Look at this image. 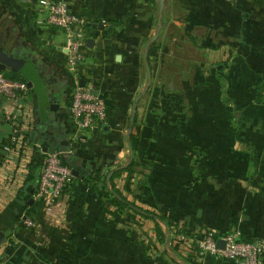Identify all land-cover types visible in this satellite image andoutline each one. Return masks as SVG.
Here are the masks:
<instances>
[{
    "label": "crops",
    "instance_id": "1",
    "mask_svg": "<svg viewBox=\"0 0 264 264\" xmlns=\"http://www.w3.org/2000/svg\"><path fill=\"white\" fill-rule=\"evenodd\" d=\"M39 1L0 0V49L34 66L49 99L42 112L30 88L12 119L0 113V264H180L170 251L184 264H239L201 256L194 245L173 250L158 220L113 217L118 209L86 175L112 178L131 165L114 179L128 201L152 205L192 240L216 232L219 250L231 232L264 239V0H165L162 16L159 0H66L86 44L76 67ZM80 80L108 108L86 133L70 116ZM29 108L34 118L11 154L18 110ZM56 151L79 177L49 215L37 192L46 155Z\"/></svg>",
    "mask_w": 264,
    "mask_h": 264
},
{
    "label": "built area",
    "instance_id": "2",
    "mask_svg": "<svg viewBox=\"0 0 264 264\" xmlns=\"http://www.w3.org/2000/svg\"><path fill=\"white\" fill-rule=\"evenodd\" d=\"M39 6L40 11L45 13L46 23L62 29L65 33V49L71 67L82 63L86 59L84 36L78 30L82 20L70 10L66 0H40ZM29 89L27 82L10 80L0 72V113H5L8 119H12V109L24 99ZM107 110L106 103L89 86L83 87L77 82L70 106V116L80 133H86L96 124L105 121ZM18 113L17 130L11 137L10 145L5 148L11 154L12 151L22 148L24 134L20 128L22 125L27 126L34 118L31 108L25 112L20 109ZM81 141L86 142L85 137H81ZM74 181L72 169L63 164L60 153L57 151L47 153L39 176L37 192V198L43 202L47 214L55 213ZM26 224L35 227L31 221H27ZM181 239L187 241L188 245L194 242L201 256L209 254L226 260H235L239 264H264V239L256 242L242 241L239 233L231 232L222 237L225 241L223 250L216 247L218 234L214 231L207 232L197 241L186 239L184 236Z\"/></svg>",
    "mask_w": 264,
    "mask_h": 264
},
{
    "label": "trees",
    "instance_id": "3",
    "mask_svg": "<svg viewBox=\"0 0 264 264\" xmlns=\"http://www.w3.org/2000/svg\"><path fill=\"white\" fill-rule=\"evenodd\" d=\"M151 1L156 2L157 0H151ZM4 71H5L4 72L5 77L10 79V80L27 82V80L24 77L18 75L16 73V71H14L10 68H6ZM258 90H259V93L261 94L262 100H263L264 78H262L260 80V82L258 83ZM131 143H132L133 151L135 152L136 148H137V142L135 140V135H131ZM131 169H132V166L130 165L127 168H123V169L116 171L114 176L110 180V187L108 186V184L106 182V178L108 175L104 176L98 172L87 174L86 175V182L89 183L90 186L93 188H95L97 186H101V191H102L103 197L113 207L118 209L117 214H112L113 217H119L123 213H126L127 216L131 220H135L136 216L139 215V216H142V217L147 218V219L158 220L162 223H165L166 226L169 228V232L173 234L172 238L170 239V247L173 250L177 251L182 244L187 243V241L182 240L181 237L184 236L186 239L187 238L190 239L192 234L189 232H186L183 229L177 228L174 224H172L170 222V220L168 219V217L166 215H164L161 211H159L158 209H156L152 205L146 204L144 202L137 203L135 201L134 202L128 201L123 196L121 191L116 188V186L114 184V179L117 176H120L124 171H129ZM97 179L99 180V182L97 181ZM156 225H157L156 226V233L159 236L158 240L160 243L164 244L166 241V236L163 233L162 229L159 227L157 222H156ZM242 241H245V240L242 239ZM192 245H194V247L197 248L195 243H193Z\"/></svg>",
    "mask_w": 264,
    "mask_h": 264
},
{
    "label": "water",
    "instance_id": "4",
    "mask_svg": "<svg viewBox=\"0 0 264 264\" xmlns=\"http://www.w3.org/2000/svg\"><path fill=\"white\" fill-rule=\"evenodd\" d=\"M164 3H165V0H159L160 15L161 16H162L163 8H164ZM161 26H162V24L159 23L160 28H161ZM94 27H96V26H94ZM154 40H156V37L154 38ZM90 45L91 44H89V46ZM0 62L6 68L15 69L25 77V79L28 81L29 88L35 89L37 96H38V99H39L40 108H41L42 112H44L46 109V105L49 103V99H48V95H47L46 89L44 87V84L40 80V77L37 75V73L34 69V66L29 62H21L17 59H14V58L8 56L1 49H0ZM147 68H148V75H149V82H150L149 84H151V73H150L149 66H147ZM79 84H80V86H83V87H86L88 85L87 82H85L84 80H80ZM148 88H147V90H148ZM138 101H139V98L136 100V102H138ZM58 109H59V106L57 104H50L49 105L50 111H57ZM135 118H136V112H135V108H134L132 118H131V124H130V128H129L130 134L132 133L134 125H135ZM131 155L133 156L132 147H131ZM72 172H73L75 177H77V178L79 177L78 171L72 170ZM110 178H111V175L108 176L107 181H109ZM32 203H33V201L31 200L30 204H32Z\"/></svg>",
    "mask_w": 264,
    "mask_h": 264
},
{
    "label": "rangeland",
    "instance_id": "5",
    "mask_svg": "<svg viewBox=\"0 0 264 264\" xmlns=\"http://www.w3.org/2000/svg\"><path fill=\"white\" fill-rule=\"evenodd\" d=\"M160 43H162L163 41H164V37H161L159 40H158ZM195 241V240H194ZM194 243V242H193ZM170 253H171V257L173 258H175V256H176V258L175 259H177V260H180L181 262H180V264H184V260H182V258H179V257H177V255H175L172 251H170Z\"/></svg>",
    "mask_w": 264,
    "mask_h": 264
}]
</instances>
